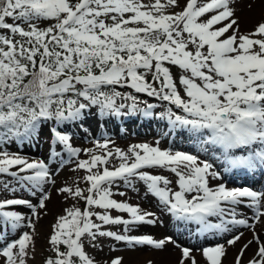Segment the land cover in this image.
Wrapping results in <instances>:
<instances>
[{"label":"snow or ice","instance_id":"snow-or-ice-1","mask_svg":"<svg viewBox=\"0 0 264 264\" xmlns=\"http://www.w3.org/2000/svg\"><path fill=\"white\" fill-rule=\"evenodd\" d=\"M235 3L0 0V177L7 178L0 179V193L13 196L0 198V264H28L36 221L51 198L46 185L55 184L49 163L59 157L63 167L82 151L88 158L76 159L74 170L85 172L81 179L87 187L63 186L58 192L65 200L83 201L84 207L65 208L56 218L48 239L53 255L44 264H97L86 244L98 248L102 238L155 250L172 243L181 249L178 264H198L192 249L170 236L156 240L129 234L160 222L154 212L113 198L127 195L121 186L138 191L137 185L175 221L186 228L194 225L195 234L228 237L199 249L206 264H223L228 248L245 235L240 229L252 236L238 249L234 264H244L253 244L256 250L247 264H264V240L257 231L264 224V192L210 186L221 173L213 162L190 152L146 143L113 150L107 139L95 142L99 152L82 150L63 130L93 108L101 117L157 116L172 134L187 133L199 151L221 160L224 172L264 170V21L242 32ZM136 94L161 103L140 101ZM161 105L165 110L155 112ZM49 124V162L8 150L38 138ZM19 191L36 202L15 197ZM241 206L252 210L250 218L241 217ZM113 210L128 218L114 216Z\"/></svg>","mask_w":264,"mask_h":264},{"label":"rangeland","instance_id":"rangeland-1","mask_svg":"<svg viewBox=\"0 0 264 264\" xmlns=\"http://www.w3.org/2000/svg\"><path fill=\"white\" fill-rule=\"evenodd\" d=\"M257 0H236V4H239V9H242L243 6L249 8L251 12L253 11L254 7L253 4L256 3ZM147 3L148 0H145ZM183 2V0H181ZM251 5V6H250ZM257 5H264V0L258 1ZM237 13V12H236ZM237 16V15H236ZM240 23V18L237 16ZM264 21V15L255 16L246 22V26L244 31H242L243 28H240L242 32H250L254 30L255 26L261 22ZM11 22V21H9ZM175 71V69H174ZM122 92H129L132 91L127 88L119 89ZM139 97L140 101H147L149 103H156L160 104L161 102L154 100L153 98H149L144 94H136ZM120 102L119 100L117 101ZM125 103H131L130 101H126ZM143 103L140 104V107H143ZM165 110L164 106L161 105L157 109H155V112H163ZM97 110L93 108L91 111H88L85 113V116L82 118L81 121L75 122V123H69L64 127L63 130H65L70 136H71V143L73 147L80 148L82 150L85 149H93L97 152H99V149H96L95 142H103L105 139L111 141L109 147L114 150V148L119 147L123 150H127L129 146L136 145V144H149L151 146H159L162 150L163 149H170L172 151H181L178 148H176L177 143L186 145H191L194 143L191 139H189L188 134L185 133L180 136H176V134H172L169 130V126H166L165 129H160V133L155 132H148L145 134H137L134 131L133 125H131V128L128 129V126H124L125 129L123 130H117L114 127L113 121L116 117H97L94 114ZM132 115H128L127 118L129 121L126 123L131 122L130 117ZM136 116H142L140 114H136ZM143 117V116H142ZM151 119H159L157 116L150 117ZM99 120L102 124L98 127L99 131L96 128V120ZM165 121L166 120H161ZM83 124V127L81 128L80 125ZM52 124H49L48 127H45L43 131L40 133L38 138L33 139L31 142H26L24 144H13L8 147L9 151H19L22 155H25L26 157L30 159H44L46 162L50 161V153H51V147H50V139H49V129L52 127ZM104 133H101V132ZM123 131V132H122ZM195 145V144H194ZM196 146V145H195ZM56 151L63 152V148L60 145L55 146ZM239 155V152L236 153ZM197 155V154H196ZM64 159H69L67 153H63ZM87 154L82 151L79 155V157L71 158L70 162L63 167L59 165V157H57L55 160H52L49 163L50 169L53 170L55 175L53 176V179L55 180V184H49L46 185L48 192L50 193V200L47 202V208H46V214L43 212L41 213V216L39 220L36 221V233L35 236V251L32 253L31 258L28 261V264H44V261L47 257L52 256L53 252L51 251L50 245L48 243L49 236L52 232V225L55 223L56 218L59 215L64 214V209L72 207L73 205L78 206L81 204L80 201H76L73 199L65 200L64 195L60 194L58 192V189L63 186H75L78 184L81 188H86V183L81 179L85 175V172L83 170H74L75 163L74 161L76 159H87ZM200 158L208 159L209 162H213L215 165V168L217 171L221 173V177L224 174V165L221 160H213L211 155L204 154ZM163 175L169 176L170 179L175 180V177L168 172H162ZM0 179H7L6 177H0ZM221 183H225L228 188H234V187H248L252 190L261 191L264 192V175H262L259 178V182L256 184L248 185L246 183H239V184H228L226 182H222L221 180H224L223 178L219 179ZM216 182V183H214ZM219 183V181H213L210 186H215V184ZM138 191H133L131 189L124 188L121 186L119 188V191H125L127 193L126 196L121 197L119 195H115L113 198L121 201L126 200L129 204L132 205H139V207L146 212H154L158 218V214L161 216H165L169 223L170 231H167L161 235H152L150 234L151 229L155 225H140L137 228H135L130 235H148L153 237L156 240L164 239L165 237H172V239L176 242V244L180 245L181 247H189L188 245L182 243L181 241H189L191 244H196L195 246L191 247L192 254L195 256L198 264H206L205 259L201 255L199 249L203 247L208 246H214L216 243H225L227 236L220 237L217 236L218 239L212 236L208 237H202L197 234H195V226H192V230L188 232L183 231V224H180L179 222L172 220V218L168 215L167 212L163 211L161 207L159 206L157 200L151 196H145L144 195V188L142 185H137ZM113 191H117V189H113ZM15 197L17 198H24V199H32L33 202H36L35 197H31L27 192L25 191H19L15 193ZM146 198L151 200L149 203L153 204V206L156 207L158 210L157 212L152 209L147 203V201L141 200L142 198ZM0 198H13L12 194L10 193H0ZM15 210L20 211L22 214L30 216V210H28L25 207L17 206ZM239 213L241 214V217H251L252 210L245 208L243 206L239 207ZM112 214L115 215H123L125 218L127 214L125 213H117L115 210H113ZM213 222H216L215 219H213ZM251 222V221H250ZM144 228H143V227ZM106 228H110L113 231H119L122 230V226H105ZM27 231H30V229H24ZM241 231H247L245 229H240ZM12 238V237H10ZM260 239L264 240V233L260 235ZM200 241V242H199ZM194 242V243H193ZM167 245H172V243H169ZM175 245V244H174ZM240 246L238 245V248ZM190 248V247H189ZM234 248L235 247H229ZM256 250V245L253 244L250 246L248 251H246L243 261L244 264H247V261L252 257L253 253ZM86 251L91 256L94 257L97 261V264H105L106 261L110 262L111 259L116 257H122V264H124L125 260V253L126 252H137L140 251L139 247L131 248L124 244L123 242H115L110 239H101L100 241V247L93 248L86 244ZM238 250L234 252L235 254H231L229 256H232V260L228 263L227 257L224 258L223 264H234V258L237 254ZM180 257L177 259L175 264H178Z\"/></svg>","mask_w":264,"mask_h":264},{"label":"bare ground","instance_id":"bare-ground-1","mask_svg":"<svg viewBox=\"0 0 264 264\" xmlns=\"http://www.w3.org/2000/svg\"><path fill=\"white\" fill-rule=\"evenodd\" d=\"M258 1L257 0L256 3L253 4L254 7L253 11L251 12V10H249V8L243 6L242 9H239L238 11V5H233V7L235 8V11L237 12L236 15L240 18V28H243L242 31H244L245 26H246V22H248L249 19L257 16H261L264 15V5H257ZM176 148H178L181 151L184 152H190L192 154H197L200 156L204 155L205 153L199 151L197 149V147L194 145V143H192L191 145L186 144V145H182V144H178L177 143H173ZM208 155H211L210 153ZM236 171H243V170H236ZM225 180H230V178L228 177H224V180H221L222 182H225ZM220 182V180H217ZM216 183V182H214ZM218 184V183H217ZM225 184V183H224ZM226 185V184H225ZM141 200L143 201H147L148 205L150 207H152V209L154 211H158L156 209L155 206H153V204L149 203L151 200L146 198H142ZM238 211V209H237ZM146 212V211H145ZM169 216H171L168 213ZM158 216H160L159 221L157 224H155V226L151 229L150 234L152 235H161L167 231H170L169 228V223L168 220L166 219L165 216H161L160 214H158ZM143 227V226H142ZM144 228V227H143ZM257 231L260 233V235L262 233H264V224H260L257 226ZM252 233L249 231H245V235L242 238V240L236 245L234 246L237 250L241 247V245L246 242L248 239H251ZM216 239H218V237H215ZM182 243L188 245L190 248L195 246L196 244H191L189 241H181ZM200 242V241H199ZM194 243V242H193ZM238 245L240 246L238 248ZM140 248V251L137 252H126L125 253V260H124V264H149V261H151V264H175L177 259L181 256V249L180 247H177L176 245L172 244V245H167L163 250H155L153 248H151L150 246H136ZM237 250H235L234 248H228L227 253H228V258L227 261L228 263L232 260L233 255L235 254L234 252H236ZM248 251V250H247ZM233 254L232 256H229Z\"/></svg>","mask_w":264,"mask_h":264}]
</instances>
